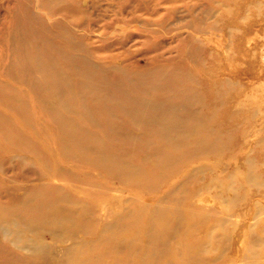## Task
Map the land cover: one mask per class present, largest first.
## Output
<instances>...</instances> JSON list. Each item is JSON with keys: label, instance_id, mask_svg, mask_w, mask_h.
Masks as SVG:
<instances>
[{"label": "bare ground", "instance_id": "6f19581e", "mask_svg": "<svg viewBox=\"0 0 264 264\" xmlns=\"http://www.w3.org/2000/svg\"><path fill=\"white\" fill-rule=\"evenodd\" d=\"M251 1L258 0H207L205 14H211L214 22L200 30L215 36V46L226 63L234 62L232 47L237 37L241 50L257 43L256 37L246 33L264 20L252 23L240 9ZM215 3L221 6L219 12ZM195 6L188 9L194 11ZM34 18L28 12L26 23L12 27L8 39L18 60L9 68L13 75L17 70L37 92L38 108L54 120L58 146L47 147L43 154L37 131L35 136H25L0 111V133L6 143L29 153L8 155L0 163L2 171L6 163L18 170L6 177L9 184L0 189V264H118L105 260L118 246L111 245L107 235L119 233L127 222L136 229L129 242L130 264H264V166L259 165L264 164V114L257 115L247 106L256 97L243 90L232 94L236 85L231 78L210 69L204 77L209 87L205 96L196 74L169 67L168 62L148 72L126 61L97 63L79 57L72 50L78 44L71 35L64 37L62 31L63 35L50 37L52 31L38 18L40 23L30 25ZM209 55L212 61H221L213 51ZM242 58L232 70L237 76L245 75L238 68ZM6 97L23 108L28 105L18 93ZM39 125H43L41 120ZM5 128L12 129L14 138L5 135ZM237 132L242 137L238 154L245 151L242 162L236 159L213 172L206 169V162L188 169L181 181L156 194L155 204L143 202L137 194L120 200L125 192L118 194L122 189L116 185L104 188L109 193L107 201L97 211L35 169L39 164L47 168L55 164L51 151H57L67 160L97 166L120 182L153 190L163 174L180 163L227 150ZM104 138L121 146H109ZM133 150L144 153L148 165L159 174L127 160ZM56 166V172L78 178L63 165ZM189 182L194 187L185 186ZM175 192L181 194L180 199ZM168 231L179 237L172 248L164 239ZM99 246L105 250L99 252ZM204 250L209 258L202 257Z\"/></svg>", "mask_w": 264, "mask_h": 264}, {"label": "rangeland", "instance_id": "374dc122", "mask_svg": "<svg viewBox=\"0 0 264 264\" xmlns=\"http://www.w3.org/2000/svg\"><path fill=\"white\" fill-rule=\"evenodd\" d=\"M251 2L248 3L247 8L240 9L243 10V14L250 17V22H262L264 20V0ZM193 3L196 6L194 11H191L188 6H192ZM208 5L207 0H0V111L7 115L13 125L23 131L25 136H35V130L37 131L35 137L43 154L47 152V147L52 150V147L58 146V142L53 137L52 124H54V120L48 113L41 112L38 108L37 92H34L21 79L16 68L12 69V71L16 70V75H13L14 73L9 68L12 67L9 65L12 61L18 60V55L13 54L8 36L15 23H26L24 18L30 12L35 17L30 25H37L41 22L44 27L52 31L48 33L50 37H53L54 33L60 36L64 34V37L65 34L66 36L71 35L73 41L78 44L72 50L79 57H87L97 63L119 64L126 61L124 63H133L134 67H141L148 72L156 65L168 62V65H172L169 67L175 66L178 70L188 69L196 74V77L204 85L202 92L205 96L209 92V87L204 77L209 69L214 70L221 77L231 78L236 85L232 89V94L243 90L253 99L256 97L247 106L253 108L257 115L261 112L264 114V23L262 25L253 24L252 32L246 33V35H250V38L252 35L256 37L257 43H248L244 49L242 48L243 51L239 49L240 37L236 38L232 47L234 62L226 63L221 60L222 54L215 46L217 41L215 36L208 37L209 33H203L200 30L209 29L214 22V17H211V14H205ZM214 5L219 12L221 6L218 3ZM232 11L238 13V8L232 7ZM37 18L40 22H37ZM56 25L57 27H55ZM212 51L215 57L221 61H212L209 55ZM242 55V62L238 64V68L244 71L245 75L237 76L232 70H236V62L240 61ZM10 92L23 96L28 104L27 107L23 108L15 102L11 103L6 97ZM235 99L237 98L235 97ZM218 114L222 118L223 109ZM28 119H30V124L26 122ZM39 120L43 122L44 126L39 125ZM95 130L101 131L98 128ZM5 135L14 138L15 133L12 129L5 128ZM235 138V143L217 156L216 154L200 155L197 159L180 163L172 171L163 174L162 180L156 184L153 190L135 182L131 183L132 185L120 182L97 166L67 160L61 157L57 151L56 153L51 151L52 155L54 153L55 164L59 163L66 170L68 169V172L76 173L78 175L76 180L71 179L66 173L56 172L57 164L48 168L39 164L35 169L45 178L53 177L55 182L61 185L66 192L80 197L83 202L89 203L97 211L102 209L101 202L107 201L109 193H105L104 188H112L116 185L122 189L117 192L118 194L123 195L125 192L120 200L125 201L126 197L137 194L143 202L155 204L156 194L165 193L171 184L181 181V175L188 169H193L206 162V169L213 172L228 167L236 159L242 162L245 151L238 154L242 137L237 132ZM104 139L109 146L114 148L121 146V143L116 140ZM5 140L0 133V163L8 155L29 154L22 151L18 145H9ZM146 158L144 153L134 150L129 151L126 155L127 160L132 163L136 162L143 170L157 176L159 172L148 165ZM5 165L6 170L0 169V189L9 184L6 177L18 173V170L12 168L11 165L7 163ZM5 165L2 166L5 167ZM259 165L264 166L262 162H259ZM85 173L88 174V177ZM185 186L192 188L194 184L189 182ZM178 193L175 192L174 196L180 199L181 194ZM110 205L114 209L115 206L112 202ZM131 206L135 207L136 204L133 203ZM217 207L221 209L219 206ZM223 213L225 214V210ZM228 213L230 212L228 211ZM123 224L119 233L107 235L111 245L115 243L118 245L110 252V255H106L107 262L114 259L118 264H130L131 245L129 242L136 229L129 222ZM141 227L144 226L141 225ZM175 233L174 231L165 232L164 239L168 247L172 248L178 242L179 237ZM94 234L97 236L99 232H94ZM82 236L83 238L87 237L83 233ZM97 249L100 252L104 251L105 247L99 246ZM209 256L210 254L205 250L202 252V257L209 258Z\"/></svg>", "mask_w": 264, "mask_h": 264}]
</instances>
